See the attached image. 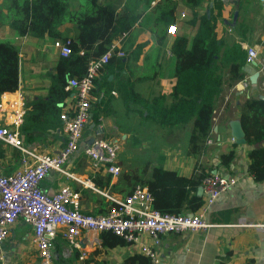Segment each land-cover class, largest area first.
<instances>
[{"label":"crops","instance_id":"obj_1","mask_svg":"<svg viewBox=\"0 0 264 264\" xmlns=\"http://www.w3.org/2000/svg\"><path fill=\"white\" fill-rule=\"evenodd\" d=\"M5 0H0V43L14 46L18 52V89L14 93L0 95V102L13 100L21 93L28 103L47 96L50 77L61 57L52 46L55 39L47 36L33 38L19 36L9 26V12ZM188 0H97L99 6H110L117 15L128 12L139 16L129 32H122L113 41L120 40L124 58H112L94 83L90 116L82 135L79 150L74 153L63 169L72 177H65L51 170L40 183L41 190L53 194L60 186L68 185L80 195L82 213L97 215L105 211L108 201L103 194L124 197L130 185L124 175H140L142 170L163 167L177 175L189 177L196 166L216 173L234 177L236 186L221 194L207 211L205 219L213 225L204 232L166 234L161 237L157 249L159 264H264V181L257 183L247 172V145L231 142L229 123L239 121V106L249 96H264V71L258 72L255 64L242 68L245 79L258 73L256 88L243 87V81L229 88L223 86L214 113L209 143L203 152L187 157L185 149L192 123L163 128L146 119L147 109L154 97L165 98V105L173 101L172 94L178 79L174 72L175 57L170 46L176 36L182 35L190 42L197 26H192V10ZM216 2L221 3L217 18L216 38L223 45L239 43L255 47L258 56L264 58V6L260 0H200L195 11H209L216 15ZM91 0H67L71 14L91 12ZM161 12L167 17H161ZM173 17L169 26H175L174 35L167 34L165 21ZM77 23L70 19L58 27L59 40L70 39L78 34ZM122 34H125L122 37ZM163 36V42H158ZM142 45L138 53L137 46ZM241 46V48L243 47ZM243 49V48H242ZM244 79V80H245ZM250 84V83H249ZM226 90L224 91V87ZM101 137L119 145V177L110 180L109 188L98 190L92 183L93 175L84 146L92 138ZM24 145L34 151L56 154L64 146L60 129L45 132L32 131L22 134ZM235 145V146H234ZM264 146V143L262 144ZM235 156L229 168L220 166L219 157L229 150ZM0 171L10 174L19 168V153L2 145L0 148ZM100 173L99 177H104ZM102 182V181H100ZM103 183V182H102ZM83 191H85L83 193ZM31 228L22 221L16 222L8 231L7 239L0 245V264H33L35 249L30 244ZM82 246L87 254L83 264H120L121 260L137 250L129 245L115 249H103L98 235L85 233ZM144 240L149 241L147 237ZM58 256L69 259L73 251L64 248L60 236L56 239ZM57 264V263H54Z\"/></svg>","mask_w":264,"mask_h":264},{"label":"trees","instance_id":"obj_2","mask_svg":"<svg viewBox=\"0 0 264 264\" xmlns=\"http://www.w3.org/2000/svg\"><path fill=\"white\" fill-rule=\"evenodd\" d=\"M97 0H91V12L80 15L71 14L63 0H5L9 12V26L19 36H31L51 39L60 37L58 27L74 19L77 23L78 34L71 41L72 53L60 57L55 66V72L50 77L51 82L45 98H37L26 103L27 112L20 129L21 136L32 131H56L60 129V107L67 93L64 91L66 81L72 77H81L91 58L104 53L114 39L122 32H129L138 21L139 16L122 12L115 14L110 6H99ZM200 0H188L192 10L190 24L197 26L196 32L189 42L185 36H176L170 46L175 57L174 72L178 79V87L172 94L173 101L165 105V98L154 97L147 109L146 119L163 128L174 125L192 123L188 137L185 155L195 157L205 149L206 141L212 132L213 113L216 101L223 86L229 88L245 79L242 68L245 65L246 53L239 43L223 45L216 38L215 27L220 16L221 3L216 2V15L211 13L198 14L195 9ZM164 19L167 14L161 12ZM173 17L165 21V30ZM161 36L158 42H163ZM142 45L136 48L139 51ZM256 88V84L248 87ZM18 89V52L7 43H0V95L14 93ZM239 122L244 133L245 145L249 160L247 172L257 183L264 181V101L258 95L245 98L239 106ZM235 146V145H234ZM2 143L0 142V148ZM1 156V152H0ZM235 156V151L229 150L222 154L220 166L229 168ZM142 170L140 175H124L130 185V191L135 185L145 187L152 197V208L161 214L185 215L196 212L202 204V197L197 196L201 180L210 171L196 166L189 176H181L166 170L162 161L157 165ZM97 174V175H96ZM92 178L94 187L103 191L111 190V176L105 174L99 177L96 173ZM102 181V182H100ZM85 191H83L84 193ZM110 206V204H108ZM100 208L98 214H103ZM100 245L103 249L111 250L127 246V243L111 232L99 234ZM78 252L73 251L69 259L60 255L55 263L73 264ZM120 264H152L148 257L134 253L125 256Z\"/></svg>","mask_w":264,"mask_h":264},{"label":"built area","instance_id":"obj_3","mask_svg":"<svg viewBox=\"0 0 264 264\" xmlns=\"http://www.w3.org/2000/svg\"><path fill=\"white\" fill-rule=\"evenodd\" d=\"M260 2L264 6V0ZM175 32V26L167 27V34L174 35ZM52 46L63 58L72 53L70 39H55ZM242 48L246 53L245 64H255L259 67L258 72L264 71V58L258 56L256 48ZM124 57L120 40L113 41L104 53L88 61L81 77L66 81L64 91L67 96L59 104L64 146L56 154L34 151L24 145L20 129L27 107L21 93H17L11 101L0 102V142L19 153V168L10 174L0 171V245L7 239L9 229L22 221L31 228L30 244L36 255L33 264L55 263L58 236L64 248L78 252L73 264H83L87 258L82 246L83 235L91 233L99 236L102 232H111L122 238L139 254L148 257L152 264H159L157 249L161 237L172 233L204 232L213 227L205 219L207 211L221 194L236 186L234 177L210 173L201 180L202 204L199 209L178 216L154 210L151 195L138 184L124 197L103 194L110 206H107L105 213L97 215L82 213L80 195L68 185L60 186L51 195L41 190L40 183L51 170L67 178L72 177L63 169V165L80 148L90 116L94 83L112 58ZM248 84L247 79L243 80V87ZM177 87L178 83H175L174 88ZM231 142H235L233 138ZM118 152L116 142L101 137L93 138L92 143L83 148L92 174L104 173L112 178L119 177L121 173ZM145 237L149 241L144 240Z\"/></svg>","mask_w":264,"mask_h":264},{"label":"water","instance_id":"obj_4","mask_svg":"<svg viewBox=\"0 0 264 264\" xmlns=\"http://www.w3.org/2000/svg\"><path fill=\"white\" fill-rule=\"evenodd\" d=\"M209 11L207 12V14ZM258 78V73L253 74L252 76L249 77V83L251 85H254L256 83V80ZM260 99L264 101V96H259ZM229 129H230V135L231 138L234 139L235 143L237 145H244L245 140H244V133L241 128L240 122L239 121H231L229 123ZM93 141V138L89 140L88 145H90ZM211 173H216V170H213ZM197 196L201 197L202 196V189L201 187L198 188L197 191Z\"/></svg>","mask_w":264,"mask_h":264},{"label":"rangeland","instance_id":"obj_5","mask_svg":"<svg viewBox=\"0 0 264 264\" xmlns=\"http://www.w3.org/2000/svg\"><path fill=\"white\" fill-rule=\"evenodd\" d=\"M63 2L65 3V4H67V0H63ZM68 7V6H67ZM225 89H224V91L226 90V86L224 87ZM83 135H84V133H83Z\"/></svg>","mask_w":264,"mask_h":264}]
</instances>
